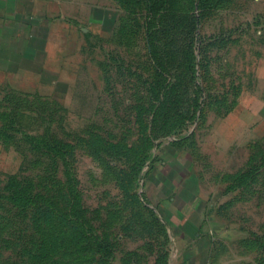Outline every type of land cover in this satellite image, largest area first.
Segmentation results:
<instances>
[{
  "label": "rangeland",
  "instance_id": "rangeland-1",
  "mask_svg": "<svg viewBox=\"0 0 264 264\" xmlns=\"http://www.w3.org/2000/svg\"><path fill=\"white\" fill-rule=\"evenodd\" d=\"M41 2L44 73L0 77V264H264L254 0Z\"/></svg>",
  "mask_w": 264,
  "mask_h": 264
},
{
  "label": "crops",
  "instance_id": "crops-1",
  "mask_svg": "<svg viewBox=\"0 0 264 264\" xmlns=\"http://www.w3.org/2000/svg\"><path fill=\"white\" fill-rule=\"evenodd\" d=\"M41 1L0 0L1 80L12 76L44 73V61L48 58L49 51L53 50L49 36L54 34L53 20L59 17L45 12L39 6ZM251 8L248 15L251 45L249 51L251 75L257 87V93L251 99L264 106V0H254ZM173 208L179 211L180 206L175 203Z\"/></svg>",
  "mask_w": 264,
  "mask_h": 264
}]
</instances>
